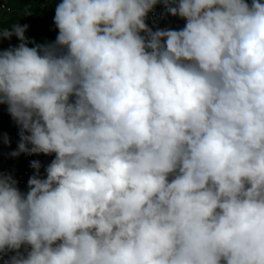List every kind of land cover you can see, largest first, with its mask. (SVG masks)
Returning <instances> with one entry per match:
<instances>
[{"label":"clouds","instance_id":"clouds-1","mask_svg":"<svg viewBox=\"0 0 264 264\" xmlns=\"http://www.w3.org/2000/svg\"><path fill=\"white\" fill-rule=\"evenodd\" d=\"M159 3L185 27L149 28ZM54 23L0 31L10 156L55 153L26 194L0 173L5 264H264V3L62 0Z\"/></svg>","mask_w":264,"mask_h":264},{"label":"trees","instance_id":"trees-1","mask_svg":"<svg viewBox=\"0 0 264 264\" xmlns=\"http://www.w3.org/2000/svg\"><path fill=\"white\" fill-rule=\"evenodd\" d=\"M43 1V0H40ZM27 14L22 15V19L28 21V24H35L34 29L31 31L33 41H37L39 39L40 45H47L52 44L55 42L56 37L58 35V29L54 23V18L52 20H47V18L42 17L40 15H30L26 16ZM10 24V23H8ZM15 24V22L11 23L9 26ZM3 25H6L3 23ZM31 26V25H30ZM29 26V27H30ZM36 27V28H35ZM31 28V27H30ZM20 128L15 123L13 118L8 113V108L6 104H0V150L4 153L3 161L10 165H15L21 169H31V162L36 161H43L47 160V156L44 154H33L28 155L26 153H21L18 157L10 156V153L17 149L18 143L20 141L19 136ZM5 134L10 140V144L6 145L3 142ZM52 158H55V153H53ZM4 169L0 166V173H2ZM19 190L21 187H17ZM24 248L22 247L21 251Z\"/></svg>","mask_w":264,"mask_h":264},{"label":"rangeland","instance_id":"rangeland-1","mask_svg":"<svg viewBox=\"0 0 264 264\" xmlns=\"http://www.w3.org/2000/svg\"><path fill=\"white\" fill-rule=\"evenodd\" d=\"M59 4V0H9V6L6 10L0 11V31L3 29H11V26H9L11 23L15 22V24H20L21 26L23 25H28V28L25 32V37L28 41H33V35L31 31L34 29L35 24H28V21H23L22 15L27 14L26 16H30L32 14L34 15H40L42 17L47 18V20H52L55 16V9L57 5ZM5 23L6 25H3ZM10 23V24H8ZM31 28H30V27ZM185 26L184 24H176L175 25V30H181ZM36 28V27H35ZM39 39L37 41H34V43H28V47H35L36 45H40ZM21 41L13 35L11 39H4L0 37V51L7 50L11 47H17ZM4 153L0 150V166L1 168L5 169L9 166L8 163H5L3 161L4 159ZM48 160V158H46ZM45 162L41 161V168H40V176L41 178L46 177V172H45ZM32 175L35 174V169L32 168ZM172 177L170 176L169 179ZM28 182L22 187V190H19L21 193L26 194L28 192ZM24 251V249L22 250ZM15 255L13 252L10 256ZM9 258H2L0 256V264H5V261L8 260Z\"/></svg>","mask_w":264,"mask_h":264},{"label":"built area","instance_id":"built-area-1","mask_svg":"<svg viewBox=\"0 0 264 264\" xmlns=\"http://www.w3.org/2000/svg\"><path fill=\"white\" fill-rule=\"evenodd\" d=\"M62 0H59L61 3ZM247 3L251 4V0H246ZM264 3V0H260ZM9 6V0H0V11H4ZM145 22L149 28L153 31L157 29L168 30L174 24V17L166 13L162 3L157 4L152 11H150L145 19ZM143 35V33H141ZM52 162V160L45 162L46 167ZM31 169H21L15 165H10L2 171V174L11 175L17 181V187H23L31 177ZM13 252H9L6 255L0 254L2 258H9Z\"/></svg>","mask_w":264,"mask_h":264},{"label":"crops","instance_id":"crops-1","mask_svg":"<svg viewBox=\"0 0 264 264\" xmlns=\"http://www.w3.org/2000/svg\"><path fill=\"white\" fill-rule=\"evenodd\" d=\"M173 17H174V24H173V26H171L170 28H168V30H169V29H170V30H175V25H176V24H179V23L184 24V26H185V24H186V20H185V19L180 18L179 16H173ZM52 155H53V154H49V155H46V156H47L48 159L53 160V159H55V158H52ZM48 161H49V160H48ZM31 170H32V168H31ZM20 190H22V187H21Z\"/></svg>","mask_w":264,"mask_h":264}]
</instances>
